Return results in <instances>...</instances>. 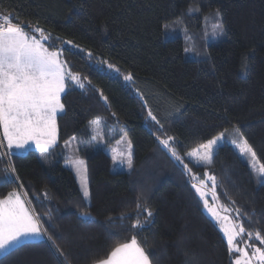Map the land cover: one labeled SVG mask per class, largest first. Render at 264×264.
<instances>
[{
  "label": "trees",
  "instance_id": "1",
  "mask_svg": "<svg viewBox=\"0 0 264 264\" xmlns=\"http://www.w3.org/2000/svg\"><path fill=\"white\" fill-rule=\"evenodd\" d=\"M0 14L42 28L51 37L45 46L62 50L84 84L67 81L58 146L46 157L9 156L0 143V199L20 192L55 242H25L0 264H94L133 237L151 264H234L192 187L193 175L207 173L218 203L239 210L246 233L264 235V183L234 149L221 146L207 166L186 157L238 129L264 163V0H0ZM218 15L226 39L187 59L188 34ZM177 25L187 33L170 32ZM98 119H106L110 144L129 138L131 172L112 173L111 157L86 131ZM167 137L182 162L160 143ZM72 138L87 167L88 201L64 166ZM137 220L142 228L132 227Z\"/></svg>",
  "mask_w": 264,
  "mask_h": 264
},
{
  "label": "snow or ice",
  "instance_id": "2",
  "mask_svg": "<svg viewBox=\"0 0 264 264\" xmlns=\"http://www.w3.org/2000/svg\"><path fill=\"white\" fill-rule=\"evenodd\" d=\"M13 19L11 15L0 14V129L3 131V139L9 150L24 149L34 144L40 152L47 153L57 144V115L64 111L61 94L65 92L66 81H74L80 88H84V84L71 72L67 62L61 59L62 50H50L54 45L45 46L51 38L49 34H45V31L38 26H27L30 31L26 30L25 25L13 22ZM36 34H39V38ZM108 67L114 68L111 64ZM124 79L131 81L132 76L126 75ZM104 99L106 101L107 98ZM148 116L159 124L151 111ZM223 136L224 133H221L216 138L200 144L187 155L196 158L197 163L211 164L214 148ZM172 140V137H167L161 139L160 143L171 152L172 156L182 162L181 157L170 144ZM128 148L127 165L131 168L130 141ZM239 151L241 155L250 157L253 171L259 176H264V163L259 162L256 152L246 139L242 140ZM72 167L76 170L83 188V196L87 200L89 191L85 162L75 159L72 161ZM185 168L191 173L192 170L187 165ZM206 178L212 182L213 206H209L208 200L205 199L208 194L205 191L207 187L205 180L193 175V181L198 183L194 182L192 187L204 201L205 208L214 217L227 221L222 230L227 238L229 251L240 253L234 264H264V247H256L247 242L244 247L239 246V241L245 234L251 240L253 233H246L243 223H237L227 215H220L215 206L216 178L207 174ZM28 203L17 191L9 192L5 198L0 199V252L21 246L31 237L47 236L49 241H53L47 229L42 228L39 215L27 206ZM220 208L228 212L227 208L223 206ZM236 212L239 217V210L237 209ZM147 214L149 217L152 215L151 211ZM132 227L142 228L143 225L137 220ZM254 238L264 245V235L261 232L257 231ZM249 248L252 249L251 254ZM56 251L61 256L64 255L59 246H56ZM94 264H151V260L133 237L130 242L115 246L106 258L98 259Z\"/></svg>",
  "mask_w": 264,
  "mask_h": 264
},
{
  "label": "rangeland",
  "instance_id": "3",
  "mask_svg": "<svg viewBox=\"0 0 264 264\" xmlns=\"http://www.w3.org/2000/svg\"><path fill=\"white\" fill-rule=\"evenodd\" d=\"M173 28L174 29H172V30H170L171 28L169 29L170 32L178 31V33H180V32L183 34L187 33L183 28H181V26L177 25ZM188 35H190V36H187V38L185 39V51H184L185 57L187 59H195L197 57V55H196V53L198 52L197 49L202 47L204 44H207L209 42H213V43L214 42H220V41H223L226 39V34H225V30H224L220 15H218L217 17L210 18L209 20L206 19L202 30H200L198 33H191ZM185 37H186V35H185ZM79 79L81 82H83V80L80 77H79ZM68 81H70L71 83L77 84L74 81H71V80H68ZM66 85H67V81H66ZM65 92H66V89H65ZM65 92L61 94V99H62L63 95L65 94ZM59 114H61V113H59ZM93 122H98V123H95V124L89 123L86 126V131L89 134H91L93 141L95 142L97 148L101 149L102 151H104L105 153H107L111 157V159H112V167H111L112 173H123V172L129 173V172H131L132 167L129 168L127 165V153L129 151L128 142L130 141L129 138L127 137V135L123 133V135H121V138L118 141H115L114 143L110 144L109 142L111 139V132L108 133V130L105 129V126L107 125L106 119H98V120H95ZM113 130L114 129L112 128L111 131H113ZM242 140H243V138H242L241 134L239 132H237V130L225 131L223 138L215 146L213 155L221 146H223V145L231 146L234 149V151L239 155V157L248 165V167L251 170V173L254 177V181L256 182V184L262 185L264 183V176H259L256 172L253 171L251 164H250V157H247V156L240 154L239 146H240ZM0 143H1V146L4 148V150L6 151V154L9 156L25 155L28 152L32 151V152H35L40 158H43V157H46L48 154H50V152H52L58 146V129H57V144L53 149H51L47 153L40 152V150L37 149L34 144L31 147H26L24 149L13 148V149L9 150L7 148L6 141L3 139L2 129H0ZM107 143H109V144H107ZM63 153H64V156L67 158V160L64 162V166L67 169L71 170L73 172V174L75 175V178H76L78 185H79V189L83 195V188L81 186L80 180L77 176L76 170L72 167V161L73 160H75V159L83 160L79 154V147H78V142H77L76 138H72V139L68 140L63 145ZM131 153H132V158H133L132 144H131ZM186 157L196 165H199V166L209 165V164H205L203 162L197 163V160L194 157H189L188 155ZM257 167H259V164H257ZM207 175H209V174L207 173ZM203 180H205V182H206L207 187H206L205 191L208 193L205 196V199L208 200L209 206H213V197L211 195L212 182L207 180L206 177ZM194 182L198 183V181H194ZM87 187H88V178H87ZM88 191H89V189H88ZM215 193H216V191H215ZM197 195L200 197V195L198 193H197ZM22 198H24L23 195H22ZM200 199H201V197H200ZM88 200H89V198L86 201H88ZM201 201L203 203V211H204L205 215L216 225V227L219 229L224 240L227 243V238H226V236L222 230L223 226L227 223V221H223V220L218 219L217 217H214L208 211V209L205 208L204 201L202 199H201ZM215 206L217 207V210L220 212L221 216L227 215L232 220H234L235 222L240 223V216L237 217V212H236L235 208H233L232 206H223L224 208L228 209V212H224L220 208V206H222V205L218 203L217 199L215 202ZM34 238H36V237H31V238L27 239L26 241H24L23 243H25L27 241H32ZM246 242L250 243L256 247H264V245H261L259 243V241L255 240L254 236H253V239L249 240L248 236L245 234L243 236V238L240 239L239 246L244 247V244ZM227 246H228V243H227ZM15 247H17V246H15ZM15 247H13V248H15ZM13 248L9 249L7 252H0V257L3 256L4 254L8 253ZM228 249H229V247H228ZM248 251H249V254H251L252 249L249 248ZM230 253L232 255L233 262H235V260L240 257V253H236V252H230Z\"/></svg>",
  "mask_w": 264,
  "mask_h": 264
},
{
  "label": "crops",
  "instance_id": "4",
  "mask_svg": "<svg viewBox=\"0 0 264 264\" xmlns=\"http://www.w3.org/2000/svg\"><path fill=\"white\" fill-rule=\"evenodd\" d=\"M42 240H45V236H39V237L34 238L32 241H27V242H35V241H42Z\"/></svg>",
  "mask_w": 264,
  "mask_h": 264
}]
</instances>
